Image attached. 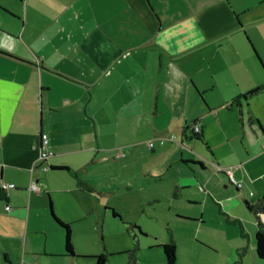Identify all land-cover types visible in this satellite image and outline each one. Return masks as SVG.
<instances>
[{"label": "crops", "instance_id": "crops-1", "mask_svg": "<svg viewBox=\"0 0 264 264\" xmlns=\"http://www.w3.org/2000/svg\"><path fill=\"white\" fill-rule=\"evenodd\" d=\"M0 32L12 36L0 37V264H69L64 245L63 254L47 248L29 218L43 217L44 198L51 216L47 179L69 174L51 167L79 176L174 133L190 151L170 142L156 155L170 162L173 198L198 208L182 215L201 225L208 210L238 224L247 244L230 245L231 256L246 249L257 264V220L244 201L264 196V135L251 123L261 120L258 94L234 100L264 84V0H0ZM193 122L202 141L182 136ZM41 134L53 152L43 162ZM30 234L44 245L28 249Z\"/></svg>", "mask_w": 264, "mask_h": 264}, {"label": "rangeland", "instance_id": "rangeland-1", "mask_svg": "<svg viewBox=\"0 0 264 264\" xmlns=\"http://www.w3.org/2000/svg\"><path fill=\"white\" fill-rule=\"evenodd\" d=\"M4 23L12 31L15 30L10 20L6 19ZM11 23L13 26L9 25ZM1 36L5 37L0 32ZM11 37H5L8 43L12 42ZM251 105L261 116L259 122L252 119L251 123L263 135L264 89ZM174 137L175 141L171 144L180 145L181 148L186 146L184 140L183 144L179 142L182 139L179 133H174ZM168 145L170 143L155 146L154 158L150 157L153 155L144 144V149L140 148L141 151L135 155H129L123 149L120 155L90 166L85 173L79 174L94 188L90 195L76 192L74 180L69 174L49 172L47 182L51 210L69 227L70 242L76 255L75 264H95V256L100 253L108 255L105 264H128V251L134 245L137 246L135 264H164L161 245L171 241L176 247L175 264H250V254H246V249L234 250L232 256L230 253V245L242 241L245 248L247 244L238 224L227 222L225 217L214 216L208 210L205 213L206 222L201 225L182 215L198 208L173 198L176 193H173L170 183V162L164 164L163 158L156 155ZM193 145H200V142L196 141ZM227 147L216 150L224 153L230 149ZM184 149L190 151L189 148ZM142 152L147 153L145 159ZM176 165L182 171L189 169L180 162L172 167L178 169ZM44 200L47 209L43 217H36L32 210L29 212L31 225L37 222L34 226L45 232L47 248L63 254L64 229L51 220L49 204L46 198ZM112 210L119 217L112 216ZM133 225L137 228H133ZM29 236L34 237V242L28 243V249L44 245V235L43 240L37 235ZM9 248L17 256L21 245L13 239ZM241 259H244L243 263ZM257 264H261V261L257 260Z\"/></svg>", "mask_w": 264, "mask_h": 264}, {"label": "trees", "instance_id": "trees-1", "mask_svg": "<svg viewBox=\"0 0 264 264\" xmlns=\"http://www.w3.org/2000/svg\"><path fill=\"white\" fill-rule=\"evenodd\" d=\"M263 89H264V84L256 86L255 88H253L250 91H248L247 93L241 95L240 97H238L234 101H235V103H237L239 105L240 104L238 102L239 98H241L242 101L246 102L249 98L257 95ZM200 98L202 99L201 95H200ZM255 121L258 122L257 119H255ZM193 123H195V122H193ZM193 123H190V125L192 126ZM190 125L186 126L184 128V130L182 131V136L184 137V139H187V140L194 139V140H201L202 141L203 138H202L201 134L196 135V134L188 132L189 127H191ZM261 130H262V133L264 135V130L262 128H261ZM51 168L57 169V170H64V171L68 172L74 180L76 189L83 192L84 194L90 195L94 192V188L92 186H90L86 181L81 179L75 172H72V171L70 172L68 167L60 166V167H51ZM244 207L257 220V230H256L255 236H254L255 254H256V257L261 261V264H264V224L258 220L259 214H264V196L255 200L254 202L244 201ZM50 211H51V216L54 219V221L56 222V224L60 228L64 229V234H65L64 250H65L66 255L69 258V264H72V259L75 256V254H74L71 242H70L69 227L66 223L62 222L60 219H58L53 214L51 207H50ZM112 216L119 217L118 214L113 210H112ZM133 228H137V227L135 225H133ZM161 248H162L163 257H164V264H175V262H176V247H175L174 242L171 241L168 243H164L161 245ZM136 249H137V246L134 245V247L128 251V255H129L128 256V264H135V250ZM107 256L108 255L106 253H100V254L96 255L95 256V259H96L95 264H105L107 261Z\"/></svg>", "mask_w": 264, "mask_h": 264}, {"label": "built area", "instance_id": "built-area-1", "mask_svg": "<svg viewBox=\"0 0 264 264\" xmlns=\"http://www.w3.org/2000/svg\"><path fill=\"white\" fill-rule=\"evenodd\" d=\"M191 126V125H190ZM200 126L197 122L193 123V125L191 127H189L188 129V132L189 133H193V134H199L200 133ZM175 141V137L173 134H170L169 136L167 137H158L156 139H154V141L150 140L148 141L146 144L147 146L149 147V149L153 150L155 148V146H164L165 144L167 143H170V142H174ZM38 158H37V161L39 162H43L45 161L46 159H48L49 157L53 156V152L48 149V138H47V135L46 134H41L40 135V141H39V144H38ZM35 165H33L34 167ZM32 167V168H33ZM46 167L43 166V169H45ZM217 170L218 171H224L225 173L228 174V178H229V181L234 184V186L236 188H239L241 186V184L239 182H236L232 175H231V169H222V168H219L217 167ZM15 185L13 183L11 184H8V185H5V184H1V188H6V187H14ZM28 190L30 192H36L39 190V187L37 185V183L35 181H31L29 186H28ZM5 209L6 210H9V206H5Z\"/></svg>", "mask_w": 264, "mask_h": 264}]
</instances>
